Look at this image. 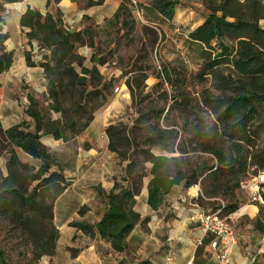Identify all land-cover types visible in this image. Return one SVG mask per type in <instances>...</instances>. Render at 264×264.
I'll use <instances>...</instances> for the list:
<instances>
[{
	"label": "trees",
	"instance_id": "1",
	"mask_svg": "<svg viewBox=\"0 0 264 264\" xmlns=\"http://www.w3.org/2000/svg\"><path fill=\"white\" fill-rule=\"evenodd\" d=\"M22 0H2L3 4L17 3ZM62 0H53L59 3ZM120 5L114 13L113 20L124 24L127 17L126 0H120ZM179 0H154L151 10L158 16L172 20ZM104 0H88L87 6H99ZM50 0H47V5ZM208 14L204 22L188 34V41L203 48V64L197 79L204 81L210 77V87L218 94L214 95L209 90L201 93L199 104L207 109L212 116V125L205 128L203 119L191 110H187L191 101L186 96V76L179 66L169 67L164 65L156 74L157 86L164 85L171 90L172 104L168 111H185L186 120L182 130L192 133L190 142L196 143L193 153L200 151L212 157V165L202 164L193 169L183 168V163L176 158L165 156L154 157L148 155L149 150H142L147 157L145 161L151 163L149 175L151 180L148 185V205L155 207L168 194L172 187L184 183L188 189L200 182L201 195L196 202L203 206L208 205L212 210H222L223 217L234 214L241 204L238 192L246 185L249 186L254 177L264 172V118L260 109L264 107V28L260 21L264 20V2L261 0H220L216 4L206 7ZM130 13L128 14V17ZM87 21L89 18L84 17ZM20 28L25 32L28 41V51L25 60L28 66H33L36 61L31 54L32 42H36L42 50L48 51V60L45 58L38 62L44 71V78L48 81L50 100L55 104L51 106L54 111L65 114L59 107L60 96L78 91L81 100L87 99V86L92 85L98 89L100 97L111 85L102 83L101 76L96 67L92 70L82 66L83 58L76 53V47L86 45V38H92L90 28L80 31L64 30L60 17L50 14L42 15L40 12L28 9L20 18ZM4 20L0 16V76L6 73L13 64L14 54L6 50L5 42L8 35L3 31ZM216 43V47H212ZM93 43L91 42L90 45ZM101 63V60H99ZM73 65L81 68V75L76 72ZM144 69L133 71L134 78L126 81V74L122 72L120 79L132 96L134 104L139 103L141 89L147 76ZM114 90V89H113ZM66 91V92H65ZM165 100L169 97L167 91L162 92ZM24 114L32 121L26 120L3 129L0 123V157L8 148L14 147L25 155L40 162L38 173L32 178L37 181L31 194L23 191V184L15 174L10 172L8 177H3L0 170V215L15 217L12 206L28 208L31 213L47 212L49 221L53 218V205L48 204L43 196L37 195L39 187L56 185L63 190L66 185L61 172L56 169L54 156L40 142L44 136H51L55 140L67 141L75 138L85 131L92 121L93 115L85 121L80 130H75L74 119L68 116L60 120L46 118L40 108L39 102L32 95L27 97ZM79 109V108H77ZM164 111H158L155 117L159 119ZM150 121V120H148ZM133 123L129 118L127 125L122 123L108 126L105 133L108 137V149L116 154L120 162H129L126 166V176L120 181L114 180V185L108 194H105L107 210L101 220L96 224L86 222H73L71 226L88 237L96 235L110 244L111 248L122 253L125 241L137 225L143 226L148 219H141L134 212L135 199L140 194L142 179L146 176L145 168L139 166L127 151L138 150L134 136L135 128L128 125ZM191 126L189 129L188 126ZM156 138H150L147 143L150 147H161L168 153H174L176 139L170 130L163 131L154 128ZM171 147V148H170ZM7 151L10 152L9 148ZM198 149V150H197ZM180 154H187L177 145ZM15 155L11 152V160ZM52 168L55 170L53 171ZM252 170V174L251 171ZM254 176L251 181L244 182L249 176ZM127 182V186L123 184ZM41 185V186H38ZM60 193V192H59ZM222 200V205L215 206L216 200ZM204 200H208L205 202ZM258 207V215L254 223V230L264 234V204H254ZM13 210V211H12ZM10 213V214H9ZM13 214V215H12ZM83 214V210H80ZM19 215L23 221L22 231L30 225L29 215ZM20 220V221H21ZM57 232L43 234L33 241V257L35 260L43 256H52L55 251ZM0 264H9L5 252L0 249Z\"/></svg>",
	"mask_w": 264,
	"mask_h": 264
},
{
	"label": "rangeland",
	"instance_id": "2",
	"mask_svg": "<svg viewBox=\"0 0 264 264\" xmlns=\"http://www.w3.org/2000/svg\"><path fill=\"white\" fill-rule=\"evenodd\" d=\"M153 1L126 0L127 17L124 24L116 23L113 20L114 15L104 19L102 22H96L88 16H83L74 30L82 31L90 28L92 31L93 40L90 41V38L87 37L86 45L76 47V53L83 58L82 66L84 68L92 70L96 67L101 76V82L110 83L111 86L103 92L104 97H100L98 89L93 88L92 85L86 88L88 95L85 100L80 99L77 94L78 91L65 93L60 96L59 100V107L65 111V114H62L54 111V107H51L55 106V104L49 98L48 81L46 79L35 90L26 91L28 89L27 85L22 84L19 94L26 97L23 98V100H26L24 102L25 106L28 103L27 96H34L46 118L60 120L64 115L73 116L74 129L80 130L87 118L104 109L114 95L113 89L119 85L121 80H109L108 75L112 71L122 70L127 76L126 81L129 80L132 83L134 78L133 71L143 68L147 79L143 83L144 88L140 91L141 98L139 103H133L131 94L128 101L130 104L128 114L133 121V123L130 122V127H137L134 130L133 137H135L138 145L136 152H133L132 149L127 151L129 157H132L139 162V166L143 167V162L147 157L142 150H149L148 155L151 152L160 150L170 158H176L177 162L183 163L184 169H193L204 163L212 165L214 161L211 156L200 151L192 152L196 146V143L190 142L193 134L182 130L186 120L185 111H168L169 106L172 104L170 100L171 90L167 85L161 88L157 86L158 80L154 76L164 65L171 68L176 65L179 66L187 78L185 84L186 96L191 101V105L187 110H191L203 119L206 130L212 125L213 118L207 112V109L201 105L199 107L201 93L204 90H209L214 95L218 93L210 87L209 76H206L204 81L197 79L196 76L200 73L203 64V48L197 44L190 43L188 34L204 22L208 14L206 7L210 3H218L220 0H179L172 20L164 19L153 12L151 10ZM261 1L264 2V0ZM76 2L87 6L88 0H76ZM2 3V0H0V5ZM96 10L101 16V9L96 8ZM129 13L130 16L128 17ZM84 17L89 18L90 21H86ZM259 24L264 28V20L260 21ZM63 26L64 30H66L65 24ZM91 42L93 43L92 45H90ZM212 47L215 48L216 43H212ZM47 56H44L45 61L49 59ZM99 60H101V63ZM73 67L81 75V68L77 65H73ZM164 90L167 91L169 96L166 100L161 97ZM26 92H28L27 95ZM9 95H12V93H5L3 96L0 94V100L6 97L7 102L1 104L2 107H8L5 108L6 110H10V105H15ZM23 100H20L19 95L18 101ZM17 105L21 106L19 103ZM124 110L127 111L128 107H124ZM161 110L164 111L162 116L155 120L157 112ZM260 112L261 117L264 118V107L260 109ZM6 113L3 121L7 123V126L18 124L23 120L32 124V121L25 114L21 117L19 113L14 114L12 110L11 112L6 111ZM157 127L163 131L170 130L175 135L176 139L172 141L174 142V153L163 151L161 147H150L147 143L150 138H156L154 128ZM188 128L190 129L191 126L189 125ZM83 132L79 133V135ZM44 140L45 138H43V142ZM177 145L184 149L187 154H180L176 150ZM2 146L6 149L0 157L2 176L4 178L8 177L10 172L15 174L21 184H23V191L27 195L31 194L34 187L38 184L32 178L38 173L40 162L31 159L17 148L10 146L11 151L8 152V146L6 144ZM11 152L15 155V161L11 160ZM52 170L54 171L55 169L52 168ZM250 172L252 174V170ZM253 177L249 175L244 182L249 183ZM197 186L200 188L199 197L202 193L200 182ZM60 188L56 187V185H43L39 187L36 194L40 195V197L43 196L48 204L53 205ZM238 197L241 199V204L235 213L239 214L240 210H248L247 206H253L250 203L247 185L240 189ZM204 201L207 202L208 200ZM213 203L218 206L224 202L218 199ZM203 207L210 210L207 204L203 205ZM12 208L15 210V217L0 215V249L5 252V257L9 264H121L119 258L128 254L129 249H127L126 243L124 252L118 253L111 248L108 242L100 240L98 237H88L76 230L71 235L70 230L59 229L58 224L55 222L54 214L50 222L47 212H43V214L33 212L30 214L28 208L19 206L17 203ZM86 211L83 210V214H80V216L86 214ZM25 214L29 215L30 225L26 231H22L23 221L19 219V215L26 216ZM232 223L234 225L233 220ZM55 232H57V240L54 254L35 260L33 257L34 238L39 236L41 239L43 234L54 235Z\"/></svg>",
	"mask_w": 264,
	"mask_h": 264
},
{
	"label": "crops",
	"instance_id": "3",
	"mask_svg": "<svg viewBox=\"0 0 264 264\" xmlns=\"http://www.w3.org/2000/svg\"><path fill=\"white\" fill-rule=\"evenodd\" d=\"M119 5L118 0H104L101 5L93 7L80 5L76 0H62L56 4L50 0L49 5L47 0H22L1 6L3 31L8 35L5 47L7 51L13 52L14 58L11 68L0 76V94L3 96L5 93H12L9 98L15 104L10 105V110H6L8 107L1 105L7 102L6 97L0 100V123L3 129L11 127L3 121L6 111L12 110L21 117L24 115L26 100H23L25 96L19 94L21 85H27L26 91L35 90L45 81L43 69L38 62L34 61L33 66L26 63L28 41L19 25L21 16L28 9L38 11L43 16L48 13L60 17L63 24L74 31L83 16L102 22L114 15ZM96 8L101 9V16ZM118 71L121 70L112 71L108 79L121 80L119 85L115 86L120 88V93L114 94L104 109L93 114L92 121L81 135L67 141L55 140L51 136H44L40 140L54 156L56 169L62 173L66 184L61 185L64 188L53 203L55 222L59 229L70 230L71 235L76 230L71 223L96 224L101 220L107 210L105 194L112 189L115 179L120 181L126 176V166L129 162H120L116 154L109 151V140L105 133L108 126L119 123L127 125L130 118V92L124 80L119 78ZM19 95L23 101H18ZM124 107H128V110L125 111ZM149 155L170 158L160 150ZM143 167L146 176L142 179L140 194L135 199L133 210L141 219L147 218L148 221L143 226L137 225L128 236L125 241L129 249L128 254L121 256L119 262L166 264L168 256L173 254L170 264H212V254L207 250L209 239L204 236L199 223L191 220V205L198 198L199 186L194 185L186 189L184 183L176 185L168 194L162 196L159 204L151 207L147 201L151 163L144 161ZM123 185L127 186V182ZM251 207L255 210H251ZM246 208L248 210H240L239 214L232 216L236 243L230 255V264H264V234L254 230L259 210L254 205ZM80 210H87L86 214L80 216ZM95 237L99 238L98 235Z\"/></svg>",
	"mask_w": 264,
	"mask_h": 264
},
{
	"label": "built area",
	"instance_id": "4",
	"mask_svg": "<svg viewBox=\"0 0 264 264\" xmlns=\"http://www.w3.org/2000/svg\"><path fill=\"white\" fill-rule=\"evenodd\" d=\"M66 29L69 30L68 27ZM31 54L36 61H41L44 59V56L49 53L46 50L40 49L36 42H32ZM118 72L120 78L122 72ZM113 93H120V88L115 87ZM248 189L251 204H264V172L259 173L253 178ZM191 206L193 208V210H191V220L199 223L204 232V236L209 239L207 250L212 254V264H230V255L236 243V233L232 223V216L236 213L223 217L221 215L222 210L220 209L209 210L199 205L197 202L193 203ZM172 260L173 254H170L166 264H170Z\"/></svg>",
	"mask_w": 264,
	"mask_h": 264
},
{
	"label": "bare ground",
	"instance_id": "5",
	"mask_svg": "<svg viewBox=\"0 0 264 264\" xmlns=\"http://www.w3.org/2000/svg\"><path fill=\"white\" fill-rule=\"evenodd\" d=\"M250 209H251V210H255V208H253V207H251Z\"/></svg>",
	"mask_w": 264,
	"mask_h": 264
}]
</instances>
